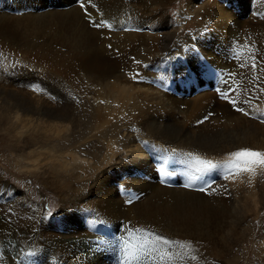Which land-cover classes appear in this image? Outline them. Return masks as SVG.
Masks as SVG:
<instances>
[{"label":"bare ground","instance_id":"obj_1","mask_svg":"<svg viewBox=\"0 0 264 264\" xmlns=\"http://www.w3.org/2000/svg\"><path fill=\"white\" fill-rule=\"evenodd\" d=\"M171 1L175 0H92L96 7L89 6L94 13L91 19L102 17L114 24L111 31H98L90 27L78 0H0V46L24 48V52L45 60L57 75L60 73L63 78L67 75L76 93L87 99L82 102L87 101L86 107L90 109V113L86 111L88 116L84 110L79 115H85L80 122L76 117L78 107L76 110L64 102L57 103L56 111H50L43 101L33 107L26 101L17 103L20 98L15 101L0 98L1 113L25 123L24 129L42 132L46 138L44 142L38 139L26 142L25 164H19V168L24 176L55 194L59 208L49 214L48 203L38 200L29 186L18 188L0 175V264H31L40 259L44 264H111L113 257L101 255L108 246L115 249L116 258L125 260V253L117 252L120 240L127 238L129 226L170 239L192 241L195 246L201 243L214 246L221 241L231 244L227 229L229 233L239 227L248 217L246 209L251 204V213L258 208L256 196L243 201V194L248 193L242 188L244 183L240 190H235L232 180L223 179L220 171L209 174L214 179L206 181L213 183L214 190L205 194L183 187L184 169L175 160L167 165L168 170L175 172L172 177H165L157 167L172 149L215 162L240 148L264 144V127L257 126L254 120L264 117V99L258 90L264 79H254L261 73L241 69V60L234 59L236 50L245 43L254 44L257 57H264V0H199L202 4L197 9L191 5H195L194 0H188L185 7L190 12L189 18L194 17L191 32L180 34L175 26L168 25L160 28L169 31L152 34ZM254 5L255 12L246 21L245 15ZM182 15L186 17L188 13ZM185 20L182 17L178 22ZM194 38L198 44H194ZM17 42L20 43L15 45ZM247 57L244 51L241 59ZM149 59L165 61L144 68ZM228 73L235 74L240 99L251 100L250 104H244L250 116L235 112L220 98ZM172 74L191 75L194 86L183 88L179 97L166 91L162 85ZM133 76L137 78L134 80ZM219 79L220 91L213 88L199 92L207 94L192 104L190 96L197 89ZM232 81L233 78H228L229 85ZM141 96L154 101L153 108L166 109L167 119L144 115L141 123L147 135L135 134L127 122L105 128L113 111L112 98L125 106ZM202 120L211 125L209 131L193 133L186 128L189 124L197 130L204 124L199 123ZM86 128L99 156L91 154L93 161L88 162L89 158L84 160L87 163L80 164L65 139L71 131L79 129L80 135ZM114 131L126 140L118 146L117 159L108 163L112 156L108 151L103 153L99 145ZM129 194L139 199L129 204ZM98 226L109 236L102 234ZM119 260L117 263L122 264ZM173 261L187 264L190 260Z\"/></svg>","mask_w":264,"mask_h":264},{"label":"rangeland","instance_id":"obj_2","mask_svg":"<svg viewBox=\"0 0 264 264\" xmlns=\"http://www.w3.org/2000/svg\"><path fill=\"white\" fill-rule=\"evenodd\" d=\"M186 1L188 2V0H179V2H177V0H175L174 2L171 1L172 3L166 7V10H164V13L162 15L163 17L159 18L157 23H155L156 28L154 29L152 34L156 35L160 33L161 35L162 33L169 31V29L161 30L160 28L161 26H168V25L170 26L172 25L173 27L175 26V29L176 30L178 29L180 31V34L182 33L186 34L191 32L192 28L194 27L192 21L194 17L189 18L190 12L185 7V5L187 4ZM198 1L199 0H194L195 5L191 4L192 6H196V9L199 8L202 4L201 2L199 3ZM255 8L256 7L254 5L253 9L251 8V10H248V13L245 15L246 21H248L250 17L253 15V12H255ZM183 12H187L188 15L184 17L185 15H182ZM173 13H175V15H173ZM6 16H10V15H6ZM14 17H20V16L14 15ZM182 17L184 18V20L185 19L186 20L183 23L182 22L179 23L178 19H181ZM14 19H18V18H14ZM178 24H180V26H177ZM19 43L20 42H17L15 43V45ZM196 43L198 44L199 41L197 38H194V44ZM16 49H17L16 47L4 48L0 46V98L4 97V98H9L10 100H13L15 98H20L19 101H16L17 103L26 101L30 103L31 106L33 107L37 103L39 102L41 103L43 101L46 102L47 106L49 107L47 109H49L50 111H56L59 108L57 106H59L60 102H64V104L67 103V105L73 106L76 110L78 107L79 110L76 111L77 112L76 117H79L80 122H82V119L85 117V115L87 114L88 116V114L90 113L89 112L90 109L89 107H86L88 106L87 101L82 102V100H87V99L85 97L83 98L79 96V94L76 93V91L74 90L70 78L66 77L67 75H64L63 78V75L59 76L60 73L59 75H57L58 74L57 72H54L49 67H47V65L45 64V60L38 58L37 56L35 57L32 54H29L30 52L29 53H27V51L24 52L25 51L24 48H20V49L18 48L19 50L17 49V51ZM23 53L24 54L26 53L27 55L26 54L24 55ZM149 60L151 61H149V63L144 64V68L157 66V63L159 61L161 60H162L161 62L165 61V59H149ZM169 60L171 59H168L167 61ZM42 67H45L47 70ZM57 76L60 79H58ZM195 81L194 83H196ZM60 82L63 85H60ZM71 90L73 93L71 92ZM135 91L138 90L135 89ZM206 94L207 92L197 93L190 96L191 100L193 99L192 104H196V101L199 100V96L205 98ZM141 98L142 96L139 99H137L135 102H129L125 106L121 105L122 103L120 101L118 102L116 101V99L112 98L114 101L110 103V107L111 109H113L111 114L112 120L110 119L111 122L109 121L108 122L109 124H106L105 128H107V126H113L111 124L119 125V123L127 122L134 128L135 134L145 133L147 135L148 132L146 128L144 129V126L141 123L143 121L142 117H144V115L148 114L152 116L154 119L157 118L163 120L167 119L169 112L166 109L153 108L151 106V103H153L154 101H150L148 99L144 100L143 98L142 100ZM83 105H85L86 108ZM81 106L84 108H82ZM83 110L85 111V113ZM80 111L83 112L81 113ZM86 111H88L89 113H87ZM119 112H122V114L121 113L119 114ZM83 113L85 115L83 117H80L79 115L82 116ZM6 114L5 112L1 113L0 111V175L4 178V180L10 181L13 185H15L18 188L26 187V185L29 186V190L33 193V195H35V197L38 200L48 203L47 212L48 213L50 212L49 214H54L59 209L57 196L49 192V190L46 189L38 181L32 178L30 179L27 176H24V173L22 172L23 170L19 168L20 167L19 164H23V163L25 164V161L23 160V151H25L26 142L34 143L37 141V139L40 142H44L46 141L45 140L46 138L45 139L43 138L42 132L33 131L27 128L24 129L26 125L25 123L22 124L20 121H17L13 119L11 116ZM113 117L116 119H113ZM254 120L255 121L257 120L256 121L258 122L256 123L257 126L264 127V123H261L260 118L258 119L256 117V119L254 118ZM243 126H247V124H244ZM83 128H85V126H83ZM186 128H191L193 133H201V132L203 133L206 130L209 131L212 127L211 125L204 123L203 125L198 126L197 130L196 127L189 124H187ZM87 130H88L87 128L82 129V133L80 135H77V132L79 133L81 131V130L79 131V129L77 132L75 131H71V133L68 132L69 135L67 134L68 136L66 135V139H65V142H67L68 145L69 144L71 145L70 148L71 149L73 148L74 151L72 150V152L73 153L75 152L74 154L76 155V157H78V161L79 160L83 161V162L79 161L80 164L87 163V160H89V158L90 160L88 162L93 161L91 159V156L93 154H98V152H95L96 147H93V144H91L92 142H90L88 139L91 133L89 132V130L88 131ZM86 131L89 132L90 134L87 133ZM83 132L86 133L83 134ZM110 135L111 136H108L109 138L106 137L103 140L102 144H100L99 147L102 148L103 153H106L108 151L107 153H109V155L112 156V158H109L110 162L108 161V163H113V161L116 160L118 157V155L116 154V152L120 150L118 146L122 144V142H124V140L126 139L120 132L117 131L116 132L114 131L113 133L110 132ZM84 137L85 139H83ZM71 138H73L74 140ZM79 139L81 142L79 141ZM84 140H86L85 144H84ZM72 142L74 144L76 143L77 146H75ZM62 143H59L58 147H61ZM111 147L113 148L111 149ZM247 147L264 151V144L261 143H254L251 146H247ZM110 152L113 154H111ZM100 156H102V153ZM226 158L227 157L225 156L218 160L216 159V161H220ZM85 159L87 160L84 161ZM230 179L232 180L231 181L232 187L235 188V190L240 188V186L244 183L242 188L248 191V193L243 194L242 196L243 201H245L246 198L256 196L257 200L260 202L258 208L254 211V213H251V210L253 209L251 204L250 207L246 209V213L248 214V217L243 219V222L239 225V227H234L229 233H228L229 229H227L226 236L230 238L231 244L221 241L220 244L216 243L214 246L205 243L204 244L201 243V245H196V246L193 245L194 246L193 248L195 249L191 254L197 256V260L195 261L190 260L187 262V264H264V204H262V202L264 201V173H260L256 177L251 178V183L248 182L249 177L247 176L234 177ZM114 252L115 249H113L111 246H108L103 248L101 255L105 254L107 256L113 257L111 264H115V263L118 264L117 260H119V258H116L118 255ZM99 256H97L96 259H98ZM92 257L95 258V255H92ZM123 260L124 259H120L119 263ZM20 264H25V263L20 262ZM31 264H44V263H42V259H40L38 263L31 262ZM133 264H148V262L146 261L145 258L142 257L141 261L139 262L133 261ZM157 264H159V261H157ZM172 264H178V263L176 261H173Z\"/></svg>","mask_w":264,"mask_h":264},{"label":"snow or ice","instance_id":"obj_3","mask_svg":"<svg viewBox=\"0 0 264 264\" xmlns=\"http://www.w3.org/2000/svg\"><path fill=\"white\" fill-rule=\"evenodd\" d=\"M78 2L84 16L88 18L90 27L98 31H103L105 29L109 31L113 30V22L102 17L98 20L91 19L94 13L89 11V6L93 9L96 7V5L92 3V0H78ZM177 2H179V0H177ZM173 15H175V13H173ZM136 31H142V29H136ZM108 47L111 49L112 46L108 45ZM244 51L248 53L247 59H241ZM256 52L257 49L254 44L249 45L245 43L236 50L234 59L241 60V69L247 68L249 70H257L261 73L260 76L254 77V79L261 80L264 79V57H257ZM137 63H139V61H137ZM234 75L233 73H228V78H233L231 85L228 84V78L224 79L223 82L226 88L220 91V98L229 104L235 112L250 116L244 104H250L251 100L240 99L238 95L240 87L236 83ZM136 78V76L132 77L134 80ZM258 90L262 94L261 98L264 99V85H261ZM205 120H207V117ZM260 120L261 123H264V117H261ZM204 122L205 121L202 120L199 123ZM170 160H175L184 169L183 175L185 180L183 187L185 189L195 190L205 194H211L214 190L213 183L205 180V178L214 171L222 172V178L225 180L247 176L249 177V183H251V178L256 177L260 173H264V151L251 147L240 148L239 150L231 152L226 159L215 162L191 152L184 153L172 149L167 154L164 163L157 169V171L163 173L165 177H172L175 175V172L168 170L167 165ZM225 191H227V189H225ZM137 199H139V197L129 194L127 203L131 204L133 200ZM126 236V239L122 238L120 241L121 251L125 253V260L122 261V264H133V261L139 262L142 257L146 259L148 264H157V261H159V264H166V262H171L176 259L181 261L185 259L191 261L197 260V256L191 254L194 251L192 241L170 239L150 230L131 226L127 228ZM24 255L31 256L33 253H25Z\"/></svg>","mask_w":264,"mask_h":264}]
</instances>
